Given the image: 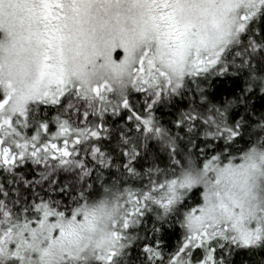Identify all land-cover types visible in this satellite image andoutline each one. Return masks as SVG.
I'll list each match as a JSON object with an SVG mask.
<instances>
[{
	"label": "snow or ice",
	"instance_id": "6c2138e0",
	"mask_svg": "<svg viewBox=\"0 0 264 264\" xmlns=\"http://www.w3.org/2000/svg\"><path fill=\"white\" fill-rule=\"evenodd\" d=\"M0 264H264V0H0Z\"/></svg>",
	"mask_w": 264,
	"mask_h": 264
},
{
	"label": "trees",
	"instance_id": "16d2710c",
	"mask_svg": "<svg viewBox=\"0 0 264 264\" xmlns=\"http://www.w3.org/2000/svg\"><path fill=\"white\" fill-rule=\"evenodd\" d=\"M232 79L231 77L229 78H224V79H217L212 86L209 88V91L211 94H216L218 91H226V90H230L231 88H233V83H232ZM242 83V82H241ZM207 87V85H206ZM158 116H161V118L163 120H168L171 118V114L167 113L166 111L161 114L159 111L156 113ZM27 167H32V165L29 163V165ZM181 233L179 230V227L177 226L176 231H172L170 229H167V226L165 228V232L163 234V242L165 245V250H170L172 248H174L178 242V240L180 239ZM255 260H260L261 259V254L257 253L254 257Z\"/></svg>",
	"mask_w": 264,
	"mask_h": 264
}]
</instances>
